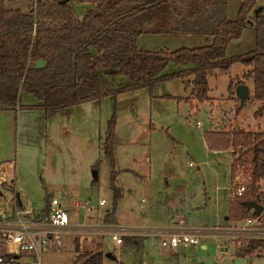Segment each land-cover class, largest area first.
<instances>
[{
    "label": "rangeland",
    "instance_id": "374dc122",
    "mask_svg": "<svg viewBox=\"0 0 264 264\" xmlns=\"http://www.w3.org/2000/svg\"><path fill=\"white\" fill-rule=\"evenodd\" d=\"M241 4L242 0H228L230 19H237ZM7 6L26 10L27 3L10 1ZM85 8L79 7V11L84 13ZM263 12L264 0H258L249 13L253 23L229 44V57L255 48V20ZM208 43L206 36L197 34H143L138 39L139 47L147 50ZM184 68L170 61L163 74ZM249 69L237 61L228 69L208 71L212 98L203 102L187 100L193 87V76H189L159 82L152 89L128 91L116 100L104 97L84 102L54 114L25 107L40 102L30 93H23L24 107L0 110V206L19 192L21 200L39 208L50 191L61 198L74 224L105 223L107 210L113 209V168L105 154L104 139L109 120L116 118V184L123 191L117 204L116 230L123 235V243L93 229L64 233L62 250L42 252L40 264H75L77 255L88 250H102L104 264H235L240 258L235 244L221 248L215 237L205 236L198 245L171 250L162 246L163 237L157 230L176 225L202 229L224 222L231 189L236 198L238 182L250 187L242 172L231 180V148L211 152L205 137L209 131L235 128L264 131V117L255 115L260 102L251 98L240 107V100L230 97L232 78L242 79ZM247 80L254 90L253 79ZM4 180L13 183L16 191L3 189ZM103 198L106 203L100 205ZM83 204L96 211L87 212ZM110 251L115 258L107 256ZM24 262L36 264L26 254L21 257ZM240 264H264V250L246 256Z\"/></svg>",
    "mask_w": 264,
    "mask_h": 264
},
{
    "label": "trees",
    "instance_id": "16d2710c",
    "mask_svg": "<svg viewBox=\"0 0 264 264\" xmlns=\"http://www.w3.org/2000/svg\"><path fill=\"white\" fill-rule=\"evenodd\" d=\"M10 1L26 2L27 8H9ZM257 2L242 0L238 17L233 20L228 17V0H0V110L24 107L23 93H30L40 102L25 107L54 114L84 102L104 97L116 100L128 91L152 89L159 82L189 76L194 77L193 91L187 100L203 102L211 99L208 71L228 69L240 61L251 67L243 78L254 80V98L261 103L255 115L263 116L264 12L255 20V48L227 55L229 44L253 23L249 13ZM84 6L82 14L79 7ZM143 34H197L206 36L209 43L147 50L138 45ZM39 60L45 66L38 68ZM170 61L186 68L163 74ZM242 82L241 78L237 82L232 79L231 94ZM115 130L113 116L104 139L105 154L113 168L114 206L104 219L110 223H116L117 204L123 196L116 184ZM205 137L211 150L231 148L233 178L242 172L250 182L245 195L233 199L232 215L245 216L248 207L243 202L250 198L259 196L264 205V131H209ZM50 196L46 194V202ZM260 250H264V240L250 239L238 255L246 257ZM14 256L9 254L0 264H31L12 262ZM104 258L102 250H88L79 253L74 263L104 264Z\"/></svg>",
    "mask_w": 264,
    "mask_h": 264
},
{
    "label": "built area",
    "instance_id": "2783aa9c",
    "mask_svg": "<svg viewBox=\"0 0 264 264\" xmlns=\"http://www.w3.org/2000/svg\"><path fill=\"white\" fill-rule=\"evenodd\" d=\"M200 124L201 122L198 121L199 126ZM1 185L6 190L11 189L13 183L4 180ZM248 189V184L240 181L236 185L234 196L242 197ZM105 203L106 199L103 198L100 205ZM83 207L87 212L96 211L93 206L83 204ZM116 226L117 224L109 222L94 225L89 224V222L72 223L69 210L63 205L61 198L55 194L50 196L45 207L37 208L31 201L24 202L21 200L16 193L7 199L4 205L0 206V245L10 250L8 253L0 254V262L6 261L9 254L15 255L11 258L12 262L17 260L21 262V258L18 259L19 256L22 257L23 254H26L32 257L36 264H40V254L50 249L62 250L63 234L73 231L87 232L88 229H93L102 234L109 233L116 243L122 244L123 235L117 232ZM157 232L163 237L162 246L171 250L198 245L205 236L215 237L218 242L217 245L221 248L228 249L230 244L243 248L246 241L250 239L264 240V215L262 213L261 216H256L250 211L242 218L226 226L189 229L176 225L160 231L157 230Z\"/></svg>",
    "mask_w": 264,
    "mask_h": 264
},
{
    "label": "water",
    "instance_id": "95a60500",
    "mask_svg": "<svg viewBox=\"0 0 264 264\" xmlns=\"http://www.w3.org/2000/svg\"><path fill=\"white\" fill-rule=\"evenodd\" d=\"M36 66L38 68H41L45 66V62L43 60H39ZM236 95L240 100V107H243L246 104V102L252 98L250 88L246 83H240L237 85ZM94 175L95 177H97V172H94ZM243 203L248 207V212L252 211L253 215L261 216L262 213L264 212V205L261 203L259 196L256 199H247ZM107 256L112 258L116 257L112 251L108 252ZM244 260H245L244 257H240L236 260L235 264H240Z\"/></svg>",
    "mask_w": 264,
    "mask_h": 264
},
{
    "label": "crops",
    "instance_id": "0c3cea01",
    "mask_svg": "<svg viewBox=\"0 0 264 264\" xmlns=\"http://www.w3.org/2000/svg\"><path fill=\"white\" fill-rule=\"evenodd\" d=\"M83 14V13H82ZM250 69H251V67H250ZM249 69V70H250ZM248 70V71H249ZM210 71V70H209ZM248 71H246L245 73H247ZM244 73V74H245ZM243 77H244V75H243ZM242 77V80H244V82H242V83H246L248 86H249V88H250V92H251V95H252V98H254V90H252L251 89V83H249V80H247V79H245V78H243ZM194 78V77H193ZM233 79V78H232ZM251 79V78H250ZM193 80V79H192ZM247 80V81H246ZM235 82H237L236 80H234ZM254 81V80H253ZM192 82V81H191ZM238 85V84H237ZM237 85L235 86V90H234V94H231V98L232 99H235V100H238L239 98L237 97V95H236V87H237ZM192 91H193V87H192ZM192 91H191V95L190 96H192ZM210 98H212V97H210ZM261 106V103H260V105H259V107ZM261 117H264V115L263 116H261ZM201 125V124H200ZM235 129H242V128H235ZM245 130V129H244ZM226 132H232V131H228V130H225ZM234 131V130H233ZM247 131H251V130H247ZM232 150V149H231ZM211 152L212 151H214V152H216V151H219V150H210ZM234 153H233V150H232V155H233ZM233 158H234V156H233ZM232 161H233V159H232ZM192 162V161H191ZM191 162H190V165H194V164H191ZM231 165H232V162H231ZM123 170V169H122ZM232 178H233V176H232V170H231V180H232ZM14 185L16 186V183H14ZM12 188H13V186H12ZM11 188V189H12ZM13 191H16V187H15V190H14V188H13ZM19 196H20V193L19 192H16ZM48 194H53V192H50V191H48ZM233 192H232V189H231V197H230V206H229V213H228V215H226L225 216V221L224 222H221V223H217L216 225H212V226H204L203 228H213V227H215V226H226V225H229V224H232V223H234L235 221H237L238 219H240V218H235L234 216L232 217L231 216V205H232V202H233ZM250 199H252V198H250ZM46 201V200H45ZM46 203L47 202H45V205H46ZM45 205L44 206H42V207H39V208H43V207H45ZM116 219H117V216H116ZM114 224H117V223H114ZM118 225V224H117ZM177 227H180V226H178L177 225ZM184 227V226H183ZM131 234H134V233H131ZM135 234H138V235H142V236H144L142 233H135ZM142 241V240H141ZM135 242H137V241H135ZM138 244V243H137ZM0 247H1V249H2V251L0 252V254H5V253H8L10 250L7 248V247H5V246H2V245H0ZM202 247L203 248H207V244L206 243H202ZM189 248V247H188ZM227 249V248H226ZM257 253H260V252H257ZM30 257V256H29ZM245 258V257H244Z\"/></svg>",
    "mask_w": 264,
    "mask_h": 264
}]
</instances>
